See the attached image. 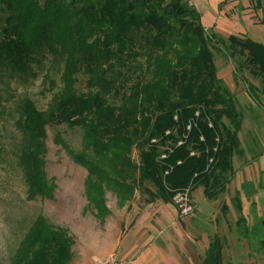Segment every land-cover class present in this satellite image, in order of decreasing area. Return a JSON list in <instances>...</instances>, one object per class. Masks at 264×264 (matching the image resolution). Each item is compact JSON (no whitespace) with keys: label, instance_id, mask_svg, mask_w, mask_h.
<instances>
[{"label":"trees","instance_id":"trees-1","mask_svg":"<svg viewBox=\"0 0 264 264\" xmlns=\"http://www.w3.org/2000/svg\"><path fill=\"white\" fill-rule=\"evenodd\" d=\"M263 1L255 0L256 9L264 10ZM201 20L188 0H0L2 75L24 77L47 60V89L59 87L46 110L28 96L17 103L16 156L29 200L54 198L47 129L62 124L83 132L78 150L60 132L55 142L87 170L86 197L100 219L110 213L108 190L120 205L136 191L167 204L187 188L203 187L210 200L227 191L234 159L245 153L244 114L218 76L213 47L259 78L264 93V45L207 32ZM166 148L172 151L161 159ZM73 244L66 229L39 216L9 264H70ZM204 264H223L219 240Z\"/></svg>","mask_w":264,"mask_h":264},{"label":"rangeland","instance_id":"rangeland-1","mask_svg":"<svg viewBox=\"0 0 264 264\" xmlns=\"http://www.w3.org/2000/svg\"><path fill=\"white\" fill-rule=\"evenodd\" d=\"M188 1L201 14L202 25L207 32L215 31L225 38L241 36L264 45V10L256 9L255 0ZM213 52L218 76L229 85L236 96L238 108L244 114L240 140L248 149L263 152L264 143L258 141L264 140V93L259 91L261 80L254 78L246 67L239 69L234 58L221 45L215 44ZM49 66L47 60L41 65L34 64L32 73L16 79L2 75L6 72L4 69L0 72V263L9 264L12 261L34 221L39 216H45L56 228L66 229L74 240L70 264H109L114 254L109 260L106 259L113 249L116 232L119 234L129 227L141 211L138 205L145 204L150 195L136 191L132 198L120 205L116 194L108 190L106 203L110 213L100 219L86 197L87 170L55 142L56 133L60 132L73 149H80L83 140L80 128H70L66 124L48 127L46 171L48 177L55 180L57 189L53 199L27 198V187L16 156L20 141L16 108L24 96L32 98L41 110L48 108L53 94L59 89H47L50 85L45 83V76ZM51 72L58 86H61L60 73L55 70ZM82 84L79 88L83 91L85 88ZM251 85L257 88V93L253 92ZM134 158L138 160L136 152ZM192 193L195 206V201L199 203L202 195L199 190ZM224 198L225 195H222L218 199L221 209ZM158 202L163 203L161 200ZM175 207L172 204L169 206L172 215L176 212ZM196 212L195 206L194 212L187 217L194 218ZM222 213L225 217L224 210ZM179 217L183 218L180 214ZM168 219L162 217L160 221L168 223ZM224 232L223 229L220 233ZM252 242V246H256L254 250L259 248L258 242ZM223 261L224 264L230 262L227 257Z\"/></svg>","mask_w":264,"mask_h":264},{"label":"crops","instance_id":"crops-1","mask_svg":"<svg viewBox=\"0 0 264 264\" xmlns=\"http://www.w3.org/2000/svg\"><path fill=\"white\" fill-rule=\"evenodd\" d=\"M240 141L245 153L234 159L235 174L222 194V209L218 200L222 195L207 199L203 187L195 190L202 198L195 201L194 218H180L176 207L172 215L171 203L147 199L138 205L141 211L129 227L116 232L106 260L114 254L130 264H204L210 244L217 239L228 264H264V151L248 149ZM162 217L169 218L168 223H162ZM252 241L259 248L254 250Z\"/></svg>","mask_w":264,"mask_h":264},{"label":"built area","instance_id":"built-area-1","mask_svg":"<svg viewBox=\"0 0 264 264\" xmlns=\"http://www.w3.org/2000/svg\"><path fill=\"white\" fill-rule=\"evenodd\" d=\"M196 115H199V113H197ZM210 127H212V123L209 124ZM188 130L191 129V125H189L187 127ZM170 131L167 132V134H169ZM203 139V138H202ZM153 143H157L158 140L153 139L152 140ZM184 141H179L177 146H181L183 145ZM167 150L172 151L169 148L164 149V152L161 155V159H166L168 157V153ZM196 154V152H192L191 155L194 156ZM212 161V159H211ZM181 162H179L180 164ZM174 205L176 206L179 214L183 217L188 216L190 214H192L195 210V206L193 203V199H192V193L190 191V188H187L185 190L182 191H178L174 198ZM109 264H130L129 260H120L116 255H113L111 260L109 261Z\"/></svg>","mask_w":264,"mask_h":264}]
</instances>
